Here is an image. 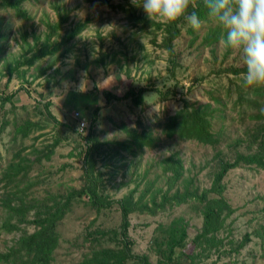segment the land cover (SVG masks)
I'll list each match as a JSON object with an SVG mask.
<instances>
[{
  "label": "rangeland",
  "instance_id": "374dc122",
  "mask_svg": "<svg viewBox=\"0 0 264 264\" xmlns=\"http://www.w3.org/2000/svg\"><path fill=\"white\" fill-rule=\"evenodd\" d=\"M109 1V4H103L89 0H23L22 5L28 13V19H23L13 10L1 7L0 0V20H4V32L9 36L1 42L0 95L5 99L14 94L11 103L7 102L3 108L0 106V204L10 189L4 173L20 158L33 163L26 177L30 184L26 199L32 196L49 198L50 194H68L71 189H82V155L87 145L86 137L90 134L102 145L99 167L105 173L106 190L116 201L138 187L139 193L145 189L142 174L148 168L152 170L150 179L161 175L157 187L163 186L164 191L170 189L167 175L157 165L159 160L174 153H179L184 161L187 169L184 177L187 183L192 182V190L210 189L215 172L214 155L218 149L229 159L237 149L245 151L249 144L243 142L241 145L242 139L248 138L249 130L255 127V122L250 119L254 109H249L246 103L242 108L235 105L242 92L247 99L252 95L242 88L241 78L220 71L228 66H245L243 54L239 49L226 48L222 37L210 41V34L219 26L211 19L203 20L200 30L191 31L187 22L179 23L180 32L168 50L164 44L167 35L156 30V24L163 21L147 17L148 26L141 23L133 26L120 6L130 7L133 5L131 0L128 3L126 0ZM57 3L64 4L72 12V19L62 34L90 19L88 27L64 46L73 51L43 75L40 69L54 64L63 51L38 59L33 66H23L21 69L27 70L30 84L20 78L18 72L10 78L9 63L15 65L29 50V44L35 47V35L44 39L49 32L47 22H59L55 11ZM137 10L146 15L142 8L137 7ZM24 34H27V43L22 41ZM58 39L56 36L54 41ZM35 52L36 49L31 53ZM132 83L137 90L145 88L144 105L136 106L131 100L107 101L105 92L122 96ZM214 97L221 102L212 108L223 112V118L213 120V130L219 135L216 136L218 143L205 145L165 135L164 124L169 117L186 104L205 105ZM47 105L59 124L48 116ZM78 113L87 125L84 133L80 130L81 121L76 119ZM25 124L34 125L29 127L30 134L26 137L18 133ZM122 125L153 132L161 140L159 147L148 149L145 157H133L121 146L129 142ZM54 145L60 146L52 152ZM38 157L41 163L33 162ZM186 182L176 183L173 192L179 189L181 194L185 193ZM223 183V196L233 213L218 235L221 245L210 253L203 250L204 245L195 247L193 240L202 230L204 217L196 202L191 201L167 207L156 214H131L129 234L135 252L146 254L157 262L160 256L156 242H162L168 235L163 228L183 218L190 226L187 247L176 253L180 264H190L187 255L192 254H198L197 264H264V168L244 165L233 169ZM118 209L114 206L105 211L93 224L96 212L77 202L60 227L61 247L51 264H72L81 260L90 246L85 242L88 227L99 224L117 227L121 224ZM5 216L4 212L2 219ZM32 229L28 227L29 232ZM19 236L18 231L9 233L0 229V251L7 252ZM247 236L249 242L242 245Z\"/></svg>",
  "mask_w": 264,
  "mask_h": 264
},
{
  "label": "trees",
  "instance_id": "16d2710c",
  "mask_svg": "<svg viewBox=\"0 0 264 264\" xmlns=\"http://www.w3.org/2000/svg\"><path fill=\"white\" fill-rule=\"evenodd\" d=\"M89 1H100L103 4L110 3L109 0ZM126 1L128 3V0ZM22 4L23 0H2L1 7L13 10L19 18L28 19V13ZM120 6L127 14L131 25L137 27L141 23L148 26L150 23L146 15L138 13L136 6L131 4L130 7ZM55 11L60 18L59 22L56 24L47 22L49 32L45 34L44 39L35 35V47L29 44V50L23 53L15 65L9 63L7 70L10 78L12 74L18 72L19 77L30 84L31 82L27 78V70H23V66H33L38 59L63 51L54 64L40 69V73L43 75L46 70L54 67L59 59L62 60L67 53L73 51V48L68 47L66 50L64 46H68L82 30L88 27L90 19H86L78 26L72 27L62 34L65 25L72 19V12L67 10L64 4L58 3L55 6ZM198 11L202 21L210 20L206 9L202 5H200ZM184 22L187 21L181 19L176 22L156 24V30H162L167 35L164 44L168 50H171L172 42L180 32L179 23ZM144 26H141L142 29H147ZM4 31V20H0V53L3 51L1 42H5L6 37L9 38ZM191 31H193V28ZM212 32L209 36L210 41L220 39V37L224 38V31L220 27L215 28ZM56 36L59 39L54 41ZM26 39L27 34H24L22 41L27 43ZM34 49H36V52L32 54L31 52ZM29 54L32 55L29 57ZM172 56L174 55L172 54ZM170 62L172 63L173 59ZM222 70L241 78L242 88L249 90L248 92L252 95L247 99L244 92H242L240 100L235 106L236 108H242L246 103L249 109L250 107L254 109L250 119L255 122V127L249 130L248 138L242 139L241 145L243 142L249 143L245 151L237 149L235 155L228 159L224 157L225 155L220 149L217 150L218 152L214 155L215 172L210 189H204L202 192L199 189L192 190V182L187 183V179L184 177L187 171L184 161L179 153H174L159 160L157 165L161 166L167 175V185L170 186V189L164 191L163 186L157 187L156 183L161 175H158L156 179H150L152 170L148 168L145 174H142V181L146 185L145 189L139 193L138 187V190H133L128 196L116 201L108 194L105 185V173L99 167L98 158L101 155L102 145L95 136L90 134L86 137L87 145L82 155L84 158L82 189H71L68 194H50L49 198L32 196L26 199V191L30 186L26 177L33 163L20 158V161H14L4 173V179L8 180L7 185L10 189L0 204V229L9 233L18 231L20 236L7 252L0 251V264H51L54 262L56 251L61 247L63 237L60 227L73 211L77 202L84 203L96 212L97 217L93 220V224L96 223L102 213L118 206V211L121 213V224L117 227H106L103 224L92 228L89 226L85 234V242L90 243L89 250L85 252L81 260L72 264H180V258L176 256V253L178 249L184 250L187 247L189 237L188 227L190 225L186 223L185 219H176L166 228H163L162 223L160 224V227L168 235L162 242L159 240L156 242L158 244L157 253L160 258L157 262H154L150 256L135 252L134 243L129 234L132 225L130 216L137 212L156 214L158 211L166 210L167 207L173 208L191 201L196 202L201 215L204 217L202 230L193 240L195 247L204 245L203 250L210 253L212 249L221 245L218 235L224 230L225 221L233 213L223 196L225 191L223 179L229 171L244 165L264 168V87L249 88L244 85L242 75L246 71L245 66H228L220 69V71ZM58 72H61V68H58ZM144 89L137 90L134 83H132L122 96L111 92H105L104 94L108 102L131 100L134 105L141 106L146 101ZM230 92L229 89V94ZM13 97L14 94H10L4 99L0 95V106L3 108L7 102L11 103ZM220 102L217 97H214L212 101L210 100L205 105L186 104L181 111L167 119L164 124L165 135L172 139L178 137L184 141L215 145L219 141L217 138L219 135L213 130V120L221 119L223 112L217 108H212V106ZM46 107L48 116L58 123V119L49 111V105ZM95 113L97 114V112ZM29 127V124H25L18 133H22L26 137L30 134ZM121 128L127 132L129 138V142L121 146L133 157H137V155L138 158L145 157L148 149V151L157 149L160 145L161 140L151 131L129 129L125 125H122ZM59 146L54 145L52 152ZM47 159H50V157H47ZM33 162L41 163L40 157ZM168 173H171V175L169 176ZM180 181L187 183L186 191L183 194L179 189L173 192L174 186ZM4 212L6 216L2 219ZM28 227H32V231L29 232ZM247 242H249L248 236L242 245ZM84 247L86 246L84 245ZM187 256L191 259L190 264H197L198 254Z\"/></svg>",
  "mask_w": 264,
  "mask_h": 264
},
{
  "label": "clouds",
  "instance_id": "9594fccd",
  "mask_svg": "<svg viewBox=\"0 0 264 264\" xmlns=\"http://www.w3.org/2000/svg\"><path fill=\"white\" fill-rule=\"evenodd\" d=\"M150 20H185L194 30L203 27L198 8L224 31L226 48L239 49L246 71L244 85L264 87V0H131Z\"/></svg>",
  "mask_w": 264,
  "mask_h": 264
},
{
  "label": "built area",
  "instance_id": "2783aa9c",
  "mask_svg": "<svg viewBox=\"0 0 264 264\" xmlns=\"http://www.w3.org/2000/svg\"><path fill=\"white\" fill-rule=\"evenodd\" d=\"M76 119L78 120V121H81V125H80V130H81V132L82 133H84V132H86V128H87V125H86V123H85V119H84V117H82V115L80 114V113H78L77 115H76Z\"/></svg>",
  "mask_w": 264,
  "mask_h": 264
}]
</instances>
